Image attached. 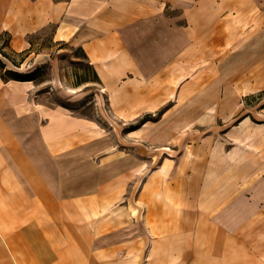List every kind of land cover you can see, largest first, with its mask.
<instances>
[{
    "label": "crops",
    "instance_id": "obj_1",
    "mask_svg": "<svg viewBox=\"0 0 264 264\" xmlns=\"http://www.w3.org/2000/svg\"><path fill=\"white\" fill-rule=\"evenodd\" d=\"M47 25L127 118L152 104L150 76L189 73L185 60L216 59L218 43L264 51V0H0L15 51ZM34 89L0 73V264H264V178L236 148L185 147L150 120L123 147ZM160 144L172 154L154 158Z\"/></svg>",
    "mask_w": 264,
    "mask_h": 264
},
{
    "label": "rangeland",
    "instance_id": "obj_2",
    "mask_svg": "<svg viewBox=\"0 0 264 264\" xmlns=\"http://www.w3.org/2000/svg\"><path fill=\"white\" fill-rule=\"evenodd\" d=\"M52 32L53 26L47 25L28 35L32 45L29 52L22 54L11 52L8 34L0 35V52H6L20 65L14 66L0 53L5 69L19 72L38 69L31 97L96 121L113 142L123 147L129 144L126 133L150 120L154 132L179 130L185 147L197 143L204 146L206 142V149L236 148L235 154L245 158L250 170L253 168L250 178H264V169L260 168L264 164L262 151L257 149L264 147V61L256 67L258 56L264 54L257 50L260 44L255 42L242 50L240 43H235L233 51L227 52L218 43L216 59L201 57L196 63L185 60L189 73L169 75L167 81L160 75L150 76L152 104L142 108L137 116L131 114L127 118L124 108L109 105V92L101 81L94 80L82 51L67 42L53 40ZM136 77L143 80L148 76ZM125 79L133 81L135 77L128 75ZM136 144L149 149L146 143ZM152 149L154 158L173 152L169 145L163 144Z\"/></svg>",
    "mask_w": 264,
    "mask_h": 264
},
{
    "label": "trees",
    "instance_id": "obj_3",
    "mask_svg": "<svg viewBox=\"0 0 264 264\" xmlns=\"http://www.w3.org/2000/svg\"><path fill=\"white\" fill-rule=\"evenodd\" d=\"M2 34H8L6 32H3ZM1 35V34H0ZM8 44H9V40H8ZM31 44V42H30ZM32 45V44H31ZM30 45V47H31ZM10 46V45H9ZM30 47L26 50H22V51H15L14 49H12L11 47L9 48L11 50V52L13 53H18V54H22V53H25L26 51L29 52L30 50ZM81 51H82V55L87 58L86 54L84 53V51L82 50V48L78 47ZM6 59H8L14 66H18L19 65V62H16L14 59H12L10 57V55H8L6 52H0ZM23 60L20 61V64L22 63ZM20 66V65H19ZM38 66H36L37 68ZM0 68H3L2 71H0V73L2 74V77L4 78L5 81L9 80V79H15V80H21V81H25V80H28V81H33L35 82V71H37L38 69L36 70H32V71H28V72H19V71H16V70H12V69H5V65H4V62L2 60H0ZM89 69L91 70L92 74H93V77H94V80L96 82H100V79L96 73V71L94 70V68L91 66L90 64V67ZM35 73V74H34ZM6 75V76H5ZM86 80V79H84ZM81 82H83L81 80Z\"/></svg>",
    "mask_w": 264,
    "mask_h": 264
}]
</instances>
